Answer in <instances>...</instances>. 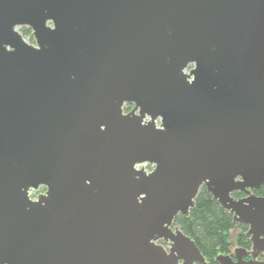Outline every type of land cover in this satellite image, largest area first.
Here are the masks:
<instances>
[{
  "label": "water",
  "instance_id": "1",
  "mask_svg": "<svg viewBox=\"0 0 264 264\" xmlns=\"http://www.w3.org/2000/svg\"><path fill=\"white\" fill-rule=\"evenodd\" d=\"M202 187L264 264V0H0V264H209Z\"/></svg>",
  "mask_w": 264,
  "mask_h": 264
},
{
  "label": "trees",
  "instance_id": "2",
  "mask_svg": "<svg viewBox=\"0 0 264 264\" xmlns=\"http://www.w3.org/2000/svg\"><path fill=\"white\" fill-rule=\"evenodd\" d=\"M20 31L34 43L29 28H21ZM254 194L264 196V187L254 191ZM175 225L195 241L209 264H217L216 258L231 254L236 245L246 246L247 227L235 224L233 215L220 206L205 187H202L190 215H179ZM233 231L238 232L235 238L232 236Z\"/></svg>",
  "mask_w": 264,
  "mask_h": 264
},
{
  "label": "flooded vegetation",
  "instance_id": "3",
  "mask_svg": "<svg viewBox=\"0 0 264 264\" xmlns=\"http://www.w3.org/2000/svg\"><path fill=\"white\" fill-rule=\"evenodd\" d=\"M132 109H133L132 105H127L125 107V111L126 112H130ZM45 191H46V189H41L40 190L41 194L45 193ZM253 193H254V191H253ZM233 196H234L235 199H242V198L245 197V195L243 193H235V194H233ZM240 225H243V224H240ZM243 226H246V225H243ZM246 227H247V231H248V226H246ZM247 231H246V233H247ZM246 233H245V236H246ZM160 243L163 246H165V248H167V249L169 248V244H167V243H165L163 241H161ZM245 245L246 246H237L236 245L234 247V250L237 249V248L247 249L249 251V253H250L251 250H252L253 244H252L251 240L247 236H246V240H245ZM240 253L242 254V252H240ZM233 259L236 261V257L235 256H233ZM243 259L246 260V261H249V260H251V255L250 254L243 255ZM257 261H264V254H260L259 257L257 258Z\"/></svg>",
  "mask_w": 264,
  "mask_h": 264
}]
</instances>
